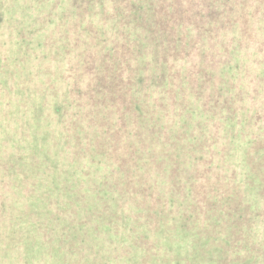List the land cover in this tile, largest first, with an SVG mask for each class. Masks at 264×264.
<instances>
[{
    "label": "trees",
    "instance_id": "16d2710c",
    "mask_svg": "<svg viewBox=\"0 0 264 264\" xmlns=\"http://www.w3.org/2000/svg\"><path fill=\"white\" fill-rule=\"evenodd\" d=\"M109 1L82 0L86 10L101 4L100 21L87 25L72 9L82 18L66 47L77 64L54 108L57 136L46 151L0 150V179L20 185L22 213L42 211L26 223L66 253L81 250L82 228L99 220L127 218L129 232L133 221L157 231L181 224L196 245L207 230L191 224L202 215L206 227L217 220L211 236L226 226L240 239L244 214L264 213V0ZM56 209L67 212L52 239ZM120 247L117 258L130 250ZM172 248L148 257L168 260Z\"/></svg>",
    "mask_w": 264,
    "mask_h": 264
},
{
    "label": "rangeland",
    "instance_id": "374dc122",
    "mask_svg": "<svg viewBox=\"0 0 264 264\" xmlns=\"http://www.w3.org/2000/svg\"><path fill=\"white\" fill-rule=\"evenodd\" d=\"M79 1L0 0L1 151L29 154L37 150L32 146L40 145V149L46 151L50 140L53 144L57 136L54 108L64 100L69 90V71L72 63L77 64L71 58L70 47H66L75 36L73 26L75 23L79 26L82 18L80 14L81 17L74 15L72 9H77L78 13L81 9L85 11L87 17L86 20L82 19V23L86 25L89 19L99 22L102 17L100 3L86 10V4ZM106 3L110 1L106 0ZM261 112L264 113V106ZM256 131L260 132V128H256ZM19 186L15 184L11 188L0 179V264H264V213H258V209L244 214L245 226L240 239L231 238L226 226L218 227L220 230L211 236L208 231L217 220H212L210 226L206 227L201 223L204 219L202 215L191 224L195 233L200 229L207 230L196 236V245L194 235L181 229V224L177 225L176 230L168 231L167 227L172 226L161 223V229L157 231L148 223L140 225L133 221V229L129 232L126 229L127 218L114 224L99 220L94 222L95 229L91 227V222L82 228L83 233L89 234L82 242L81 250L66 253L65 249L54 248L57 246L55 241H44L46 236L41 235L34 225L26 223V220H35L42 211L34 208L31 215L22 213L24 206L21 204L22 195L19 192L22 191ZM3 198L5 206L1 202ZM120 198L123 199L121 195ZM128 198L125 200L126 211L130 208L133 214L136 210H131L133 202ZM249 199L254 205L258 203L251 196ZM66 212L67 209H56L55 214H59L60 218L51 220L49 224V228L51 225L53 227L49 235L52 239L65 216L61 214ZM137 215L145 216L141 213ZM143 221L146 222V219ZM140 232L147 234L150 241H160L162 244L154 249L150 241L145 248L143 244L136 245L130 235L136 237ZM218 233L229 242H222ZM29 234L35 235L32 241ZM180 237H183V243L177 245ZM206 238H209L208 241ZM222 243L229 245L226 254L221 249ZM122 245L130 247L129 253L125 255L122 250L119 253L123 258H117V251ZM169 245L173 247L170 251L173 253L168 260L148 257L147 250H156L163 255L168 253L164 247Z\"/></svg>",
    "mask_w": 264,
    "mask_h": 264
}]
</instances>
